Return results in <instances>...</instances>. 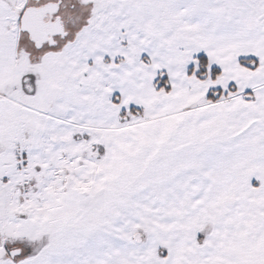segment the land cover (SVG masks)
Returning a JSON list of instances; mask_svg holds the SVG:
<instances>
[{
  "label": "snow or ice",
  "instance_id": "obj_1",
  "mask_svg": "<svg viewBox=\"0 0 264 264\" xmlns=\"http://www.w3.org/2000/svg\"><path fill=\"white\" fill-rule=\"evenodd\" d=\"M0 264H264V0H0Z\"/></svg>",
  "mask_w": 264,
  "mask_h": 264
}]
</instances>
